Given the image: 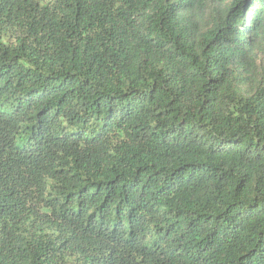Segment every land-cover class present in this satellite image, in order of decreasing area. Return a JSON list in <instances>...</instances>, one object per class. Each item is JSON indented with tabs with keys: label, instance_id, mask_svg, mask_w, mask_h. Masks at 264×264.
<instances>
[{
	"label": "trees",
	"instance_id": "1",
	"mask_svg": "<svg viewBox=\"0 0 264 264\" xmlns=\"http://www.w3.org/2000/svg\"><path fill=\"white\" fill-rule=\"evenodd\" d=\"M0 264H264V0H0Z\"/></svg>",
	"mask_w": 264,
	"mask_h": 264
}]
</instances>
